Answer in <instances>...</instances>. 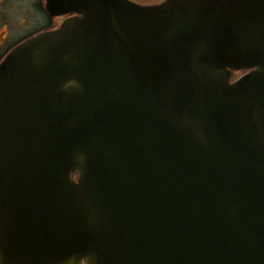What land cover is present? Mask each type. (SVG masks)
I'll use <instances>...</instances> for the list:
<instances>
[{
  "label": "water",
  "instance_id": "obj_1",
  "mask_svg": "<svg viewBox=\"0 0 264 264\" xmlns=\"http://www.w3.org/2000/svg\"><path fill=\"white\" fill-rule=\"evenodd\" d=\"M47 9L0 64V264H264V0Z\"/></svg>",
  "mask_w": 264,
  "mask_h": 264
},
{
  "label": "flooded vegetation",
  "instance_id": "obj_2",
  "mask_svg": "<svg viewBox=\"0 0 264 264\" xmlns=\"http://www.w3.org/2000/svg\"><path fill=\"white\" fill-rule=\"evenodd\" d=\"M76 14L73 11L52 14L47 9V0H0V64L18 44L40 32L57 28L66 18ZM246 71L233 70L232 80L236 73L241 75Z\"/></svg>",
  "mask_w": 264,
  "mask_h": 264
},
{
  "label": "rangeland",
  "instance_id": "obj_3",
  "mask_svg": "<svg viewBox=\"0 0 264 264\" xmlns=\"http://www.w3.org/2000/svg\"><path fill=\"white\" fill-rule=\"evenodd\" d=\"M138 1H140V2H142V3H153V2H156V1L158 2V1H161V0H138ZM237 74H238V73H236L235 76H236ZM239 75H240V74H238V76H239ZM235 76H234V78L238 77V76H236V77H235Z\"/></svg>",
  "mask_w": 264,
  "mask_h": 264
}]
</instances>
